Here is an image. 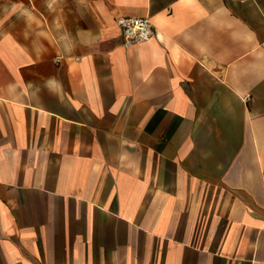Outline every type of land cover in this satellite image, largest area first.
<instances>
[{
    "label": "crops",
    "instance_id": "obj_1",
    "mask_svg": "<svg viewBox=\"0 0 264 264\" xmlns=\"http://www.w3.org/2000/svg\"><path fill=\"white\" fill-rule=\"evenodd\" d=\"M0 7V264H264V0Z\"/></svg>",
    "mask_w": 264,
    "mask_h": 264
},
{
    "label": "built area",
    "instance_id": "obj_2",
    "mask_svg": "<svg viewBox=\"0 0 264 264\" xmlns=\"http://www.w3.org/2000/svg\"><path fill=\"white\" fill-rule=\"evenodd\" d=\"M116 24L122 30L123 43L126 46L146 42L156 33L149 17L120 15L116 17Z\"/></svg>",
    "mask_w": 264,
    "mask_h": 264
},
{
    "label": "rangeland",
    "instance_id": "obj_3",
    "mask_svg": "<svg viewBox=\"0 0 264 264\" xmlns=\"http://www.w3.org/2000/svg\"><path fill=\"white\" fill-rule=\"evenodd\" d=\"M2 0H0V4H1ZM3 9L0 7V12L2 11Z\"/></svg>",
    "mask_w": 264,
    "mask_h": 264
}]
</instances>
